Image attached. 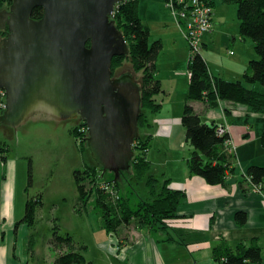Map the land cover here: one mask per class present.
Instances as JSON below:
<instances>
[{
	"label": "rangeland",
	"instance_id": "374dc122",
	"mask_svg": "<svg viewBox=\"0 0 264 264\" xmlns=\"http://www.w3.org/2000/svg\"><path fill=\"white\" fill-rule=\"evenodd\" d=\"M139 2V13H141L144 21H148L147 26L150 27L153 35L151 36V43L156 41V38L161 37L165 47L158 58V66L161 68L159 76L161 78V91L156 94L157 100L163 101V106L157 112L149 113V121L153 128L142 127L140 130L142 136H146L152 134L151 130L154 131V127H157L154 131L156 135L152 138L151 149L148 154L146 153L152 163V170L143 180L133 176V169L122 171L117 179L119 180L123 175L120 179V194L131 200V207L134 209H137L138 204L144 200L152 201L150 190L146 186L148 176L152 175L158 179L156 188L161 192L166 179L171 180L169 174H172L178 162L182 161L190 148L189 143L186 141V131L181 124H174V134L167 135L163 132L162 122L156 124L153 115L171 114L168 119L174 120V116L181 108L176 95L177 90L170 88L173 81L178 83L180 80V77L173 73L172 68L181 63L183 58L185 66L188 68L191 44L187 40L186 33H184L183 25L177 22L173 11L170 7H167L166 0H140ZM215 2L213 27L217 25L222 30L217 35V43L203 45L200 49L201 53L206 54L210 59L209 65L211 68L220 69L222 67L225 69L224 64L227 63V60H235L240 56L249 57L248 60L256 58L255 44L251 38L247 37L242 40L238 35L235 45H233L232 37L230 38V32L233 33L239 30L236 5L224 4L223 0H215ZM159 3H162L163 7H160ZM6 5V1L0 0L1 10H4ZM229 45L232 47H228ZM113 71V75L116 77L133 74L140 80L133 72L129 62L123 64L122 67L115 68ZM246 85L247 87L255 86L258 91H264L262 84ZM179 87L183 86L180 85ZM165 90H167V93ZM1 99L3 100L1 101ZM0 101L2 106L6 105L4 92H0ZM177 107L178 110H176ZM1 117L0 147H3L2 141L5 142L10 148V152L7 154L8 158H12L18 163L16 170L18 175L17 204L19 210H22V215L25 216L23 213H25L28 200L39 195L43 198V205L36 211L35 224L30 226V232L25 236L24 244L20 240V248L24 250V247H26L28 254L33 259L32 264H49L52 258L53 264L57 255L55 247L52 246L55 235L60 234L67 237L70 234L74 237L75 246L79 251L84 242L88 246V249H86L87 256L90 258L93 256L101 257L93 264H103L102 248L96 243L100 242V245H102L107 239L106 244H113L116 239L113 234H107L106 230H97L102 225L103 220V212L97 205V188H100L103 183L102 188L108 191L104 183L106 181L111 182L112 179L116 178L112 171L105 172L101 167L103 173L107 174L105 178H100V175L96 177L95 175H98V172L93 173V176L90 174L86 181L82 183L84 195H80L76 180H74V172L80 169L82 171L98 169L97 162L91 156V152L88 151L90 150L87 145L88 141L85 142L82 136L83 134L87 138L86 128L81 127L80 132L82 134L72 132L75 126H79L82 121L80 119V121L75 120V122H58L46 119L31 120V122L20 127L18 131H15L12 128L4 127L2 124L3 115ZM160 118H163V116L161 115ZM232 151L237 152L236 148ZM30 163H33V185L29 182ZM81 197L86 198V204ZM25 225L29 227L26 222ZM93 229L100 232L98 233L100 237L93 234ZM82 252L85 255V251L82 250Z\"/></svg>",
	"mask_w": 264,
	"mask_h": 264
},
{
	"label": "water",
	"instance_id": "95a60500",
	"mask_svg": "<svg viewBox=\"0 0 264 264\" xmlns=\"http://www.w3.org/2000/svg\"><path fill=\"white\" fill-rule=\"evenodd\" d=\"M124 1L13 0L0 11V28L9 31L0 42L3 126L18 131L31 120L80 119L91 156L116 179L131 169L142 136L140 80L111 69L129 54L113 20ZM37 8L42 19L32 17Z\"/></svg>",
	"mask_w": 264,
	"mask_h": 264
},
{
	"label": "crops",
	"instance_id": "0c3cea01",
	"mask_svg": "<svg viewBox=\"0 0 264 264\" xmlns=\"http://www.w3.org/2000/svg\"><path fill=\"white\" fill-rule=\"evenodd\" d=\"M215 3L214 0L213 7ZM158 5L163 7L162 3ZM141 19L151 30L147 26L148 21H144L142 16ZM213 28L211 34L207 33L203 36L204 46L217 43V35L222 29L217 25ZM239 33L240 30L230 32L233 45L236 44ZM159 39L163 41L161 37L155 40ZM240 39H242L241 36ZM189 54L188 65L192 56L191 53ZM203 57L209 65L208 56L204 54ZM248 59L249 57L240 56L235 60H227L224 64L225 69L211 68L210 65L209 68L213 76L235 82L243 80L251 58ZM157 67L156 77L161 81L159 77L161 68L158 66V61ZM172 71L180 77L178 83L173 81L170 87L177 90L180 112L177 107L178 113L174 116L175 118L172 116L174 120L168 119L171 114L153 115L156 124L162 122L163 132L167 135L174 134V124L182 125L183 106L184 103L186 104L190 90L191 76L189 66L188 68L185 66L184 58L181 63L176 64L175 68H172ZM180 85L183 87H179ZM251 88L256 89L255 86ZM165 92L167 93V90ZM159 102L163 106V101L159 100ZM192 107L206 123H215L228 130L231 140L229 148L233 150L236 148L237 151L235 152L237 154L235 174L228 177L226 187L208 185L201 176L190 175L186 163L193 148L186 140L190 145L189 152L181 162H178L172 174H169L171 176L169 186L184 194V199L178 206L177 217L170 219L166 228H162L161 225L150 228L134 219L128 225L121 226L115 233L109 232L102 220V225L97 230H106L107 234H113L116 239L113 244H106L107 239L102 245L100 242L96 243L102 248L103 264H219L214 256L215 248L221 247L219 251L223 253L222 245L227 244L234 250L239 244L251 245L256 242L263 249V261L260 264H264V192L253 183L244 182L243 188L240 184L249 167L253 165L264 167V149L260 143L264 130V113L255 112L251 107L221 98H218L216 106L210 105L207 101H195ZM161 115L163 118H160ZM154 128L156 131L157 127ZM154 131L151 130L152 138L156 135ZM149 144L147 154L151 149L152 139ZM0 159V264H32L33 259L26 247L24 250L20 248V240L24 244L25 236L29 234L31 227L26 226L25 223L17 225L24 217L17 204L18 163L8 156L3 161L1 153ZM238 214L246 215L247 218L243 223L237 219ZM97 230L93 229V234L100 237L98 234L100 232ZM83 245L86 246L83 250L89 264L101 259L100 256L92 258L87 256L88 246L84 242ZM52 262L53 258L49 264Z\"/></svg>",
	"mask_w": 264,
	"mask_h": 264
},
{
	"label": "trees",
	"instance_id": "16d2710c",
	"mask_svg": "<svg viewBox=\"0 0 264 264\" xmlns=\"http://www.w3.org/2000/svg\"><path fill=\"white\" fill-rule=\"evenodd\" d=\"M4 1L9 6L13 2V0ZM207 1L213 7L214 0ZM223 2L228 5H236L240 36L242 39L249 37L254 41L256 58L249 61L250 64L244 73L243 80L233 82L225 81L222 77L213 76L201 51H193L189 62L190 90L181 121L186 131V140L190 142L193 148L186 163L190 175L201 176L208 185L226 187L228 177L235 174L237 163V154L232 151L231 147V150L228 148V142H231L230 134L226 130L223 135H220L218 129L222 127L202 120L201 116L193 109L192 103L207 101L210 105L216 106L218 98H221L238 105L251 107L255 112L264 113V93L246 85L258 83L264 86V0H223ZM139 3V0H125L117 6L114 12L113 20H115V25L127 41L129 54L127 57L117 56L113 60L111 69L115 70V68L122 67L123 64L129 62L133 72L140 79L143 111L139 119L141 130L142 127L152 128L149 113H155L162 107V103L156 98V94L161 91V81L156 77V74L158 71L157 61L164 45L161 39L151 43L150 30L142 22L139 13ZM43 15V8H37L34 10L32 17L38 20L42 19ZM8 32V30L4 31L0 28V41L5 39ZM0 108V118H2L1 116L5 111L2 103H0ZM82 126L86 128L88 138V125H85L84 122L72 132H80ZM80 133L82 134V132ZM82 136L86 142L87 138L83 134ZM151 139L152 135L150 134L141 136L135 149V158L132 161L130 170L133 169V176L140 180H143L153 167L148 155H146ZM260 139L261 147L264 149V130ZM2 143L3 147H0L1 157L5 161L10 148L5 142L2 141ZM97 168L94 171L91 169L82 171L80 169L74 172V180H76L81 196L84 195L82 183L86 181L90 174L93 176V173L98 172L99 174L95 176L99 177L100 175L102 179L107 175L103 173L101 167L98 166ZM32 169L33 163H30L29 182L31 185H33ZM122 177L123 175H121ZM120 179L117 182L115 179L109 181L117 191L116 198L113 197L112 191H106L102 188L103 183L100 188H97V205L103 212V220L109 232H117L121 226L128 225L134 219L150 228L156 227V225L166 228L168 221L177 217L178 206L181 200L184 199V194L169 186L170 179H166L164 188L159 192L156 188L158 179L152 175L148 176L146 186L150 190L152 201L144 200L138 204L137 209L131 208V200L120 194ZM244 182L253 183L264 192V167L256 165L249 167L245 178L243 175L240 183L242 188ZM152 194L154 195L152 196ZM42 199V196L39 195L27 201L25 216L17 225L26 222L31 226L35 223L36 211L43 205ZM82 199L86 204V198L83 197ZM236 217L241 223L247 218L245 214H238ZM52 246L58 252L53 264H89L87 257L82 252L86 246L83 245L79 251L75 246L74 237L70 234L67 237L56 234ZM220 248L214 249V256L219 264H260L263 261V249L257 242L251 245L239 244L234 250L225 244L222 245L223 253L219 251Z\"/></svg>",
	"mask_w": 264,
	"mask_h": 264
},
{
	"label": "built area",
	"instance_id": "2783aa9c",
	"mask_svg": "<svg viewBox=\"0 0 264 264\" xmlns=\"http://www.w3.org/2000/svg\"><path fill=\"white\" fill-rule=\"evenodd\" d=\"M167 7L173 11L177 22L183 25L184 33L191 44V53L201 51L203 36L213 29L214 9L207 0H166ZM3 92V91H1ZM5 95V93H4ZM3 99H1L2 101ZM5 108V107H4ZM223 135L226 130L218 129ZM230 145L231 142H228ZM138 146V143L135 144ZM106 189L110 190L109 187ZM113 193V192H112Z\"/></svg>",
	"mask_w": 264,
	"mask_h": 264
},
{
	"label": "clouds",
	"instance_id": "9594fccd",
	"mask_svg": "<svg viewBox=\"0 0 264 264\" xmlns=\"http://www.w3.org/2000/svg\"><path fill=\"white\" fill-rule=\"evenodd\" d=\"M191 53V52H190ZM1 92V91H0ZM4 92V91H3ZM5 93V92H4ZM6 95V94H5ZM6 97H7V95H6ZM5 108H6V106H5ZM5 108H4V110H5ZM88 129V128H87ZM88 135H89V129H88ZM139 140H136L135 141V143L133 144L134 145V149H136V143L138 142ZM233 150V149H232ZM136 151V150H135ZM115 181L117 182L118 180L117 179H115ZM105 185H106V187H109L110 188V190L113 192V197L114 198H116L117 197V193H116V191H115V189L113 188V186H111L112 185V183H110V182H106V183H104Z\"/></svg>",
	"mask_w": 264,
	"mask_h": 264
},
{
	"label": "flooded vegetation",
	"instance_id": "af4514ba",
	"mask_svg": "<svg viewBox=\"0 0 264 264\" xmlns=\"http://www.w3.org/2000/svg\"><path fill=\"white\" fill-rule=\"evenodd\" d=\"M10 9H11V7H10L9 5H6V8H4V10H8V11H9ZM4 10H1V9H0V11H4ZM5 30H7V29H5ZM5 30H4V31H5ZM77 120H79V119H76V121H77ZM79 121H80V120H79ZM71 122H75V121H71ZM81 123H83V121H82ZM77 127H78V125L75 126V128H77ZM75 128H74V130H75ZM135 152H136V151H135Z\"/></svg>",
	"mask_w": 264,
	"mask_h": 264
}]
</instances>
